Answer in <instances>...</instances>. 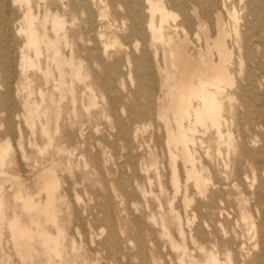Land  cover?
<instances>
[{
	"label": "bare ground",
	"instance_id": "bare-ground-1",
	"mask_svg": "<svg viewBox=\"0 0 264 264\" xmlns=\"http://www.w3.org/2000/svg\"><path fill=\"white\" fill-rule=\"evenodd\" d=\"M15 1L25 5L14 33L23 37L19 62L24 72L27 68H35L34 58L39 60L43 56L44 59L43 67H39L40 61L37 62V70L43 74L42 88L47 92L46 95L41 90L39 92L45 105L44 124L40 125L41 134L48 136V109L55 119L64 109L67 119L73 120L70 121V126L78 125L80 128V119L76 115L75 107L80 94V81L85 91L83 94L87 93V111L93 106L92 85L100 83L97 74L92 70L93 66L96 62L105 61L104 57L111 41L118 43L119 47L132 45L135 49L141 43L143 50L140 57L145 67L138 69V86L134 95L141 96L144 105L136 100L134 106L111 102L106 111L99 112V115L107 113L113 118L110 125L113 147L123 143L118 154L126 163L121 169L130 168L132 172L126 177V181H119L118 186L127 197L143 198L148 190L142 173L147 172V168L157 173V166L163 164L164 169L168 171L167 184L164 187L158 181V188L160 191L170 190L172 201L179 196L185 214L193 199L190 190L195 191L198 200L191 213L192 219L197 217L198 207L214 208V198L207 196L209 188L218 199L231 196L226 191V187L230 185L240 189L241 197L235 199L236 215L240 224L235 223V227L245 232L247 240L253 242L251 250L245 247L244 241H237L234 236L226 239L227 232L219 224L221 231L214 234L212 239H198L197 234L189 232L187 238L190 244L201 253V260L191 258L190 262L264 264V142L261 145L248 143L244 131L253 113L257 119L256 124L264 131V79L261 80L262 77L257 75V71L263 69L259 59L264 55V1L254 0L257 6L241 18L239 11L243 10L245 0H168L167 3L179 5L180 22L172 25L168 20L172 18L175 21L176 16L173 17L167 10L164 0L127 1L118 5V10H114L112 15L106 12L109 6L107 0H90L86 4L88 11L81 9L80 12L71 7L66 9V6L58 1L56 8L49 4L44 7L42 13L33 12L32 0ZM186 2L187 10L183 8V3ZM91 9L96 10L92 12ZM85 14L88 18H83ZM250 17L254 18L253 21L249 20ZM83 34L91 35L88 40L97 48L85 49ZM0 37L7 46L1 66L4 73L9 75L5 77L6 89L0 94V101L5 107H15L11 96L14 91L10 85V76L14 73V38L5 32H0ZM120 39L124 41L123 44L119 43ZM69 41L73 47H68L65 52ZM150 48H155L152 58L148 55ZM157 48L160 49L159 52ZM149 57L153 66L148 61ZM125 59L129 64L128 55ZM102 68L105 72L110 71L108 66L104 65ZM90 73L93 82L87 83L85 78L89 77ZM23 75L25 76V73ZM235 75L239 80L237 93L243 108L239 147L233 141L230 131L232 121H228L224 111V101L232 98L227 90L233 87ZM105 87L111 90L110 83ZM259 88L263 90L259 91ZM18 89L15 86L16 96ZM67 98L69 108L60 104ZM145 109L147 111H144ZM147 112L152 116L151 119H146ZM36 113V110L32 111V116L35 117ZM151 120L157 123L154 131L157 135H162V141L157 138L152 146H146L147 153L143 157L140 155L143 145L138 141V135ZM7 123L10 131L14 133L10 114L7 115ZM72 133L68 130L63 133L62 138L71 140ZM79 134L80 130L77 131V136ZM255 135L258 136V133ZM74 142L76 147L79 146V137ZM198 147L205 149L204 161L198 155ZM8 148V142L0 144L1 166L2 152ZM212 148L215 157L209 153ZM232 156H235V162L231 161ZM218 161L222 172L218 171ZM212 175H216V178L208 187L209 177ZM231 177L233 185L228 183ZM248 179L250 181L246 184ZM38 181L46 192L44 205L35 204L30 197H26L23 207L28 211L33 210L37 216H43L46 222L55 224L52 206L58 181L53 169H45L38 176ZM204 201L207 203L204 204ZM104 207L108 208V205ZM169 214L177 223L178 234L181 236L183 231L180 216L174 214L171 208ZM219 214L221 216L222 213ZM225 216L230 215L225 211ZM207 218L208 216H204L205 220ZM0 220L3 222L1 200ZM153 223L157 225L155 221ZM159 225L162 235L169 240L171 235L167 231L165 221L162 220ZM9 226L16 236H24L27 232L19 226L16 219L11 220ZM38 235L42 239L41 245L47 256L58 254V228L55 237L40 228ZM137 238L140 248L143 249L144 243L139 235ZM149 241L153 248L158 250L157 239L150 238ZM108 244L102 246L108 249L110 257H115L118 242ZM169 245L171 248H180L184 253L186 251L184 243L179 247L169 240ZM252 253L251 260L246 261ZM177 264L185 262L180 259Z\"/></svg>",
	"mask_w": 264,
	"mask_h": 264
},
{
	"label": "rangeland",
	"instance_id": "rangeland-1",
	"mask_svg": "<svg viewBox=\"0 0 264 264\" xmlns=\"http://www.w3.org/2000/svg\"><path fill=\"white\" fill-rule=\"evenodd\" d=\"M58 1L66 6V9L71 7L78 12L81 9L88 11L86 4L90 2V0H32V10L34 13L37 11L42 13L44 7L49 4H53V8H56ZM107 1L109 6L106 12L112 15L114 10H118V5L138 0ZM164 1L167 10L173 17L176 16L175 21L172 18L168 20L169 24H178L181 19L178 16L179 5L167 3L168 0ZM256 6L257 2L254 0H245V6L242 11H239V16L244 18L248 11ZM183 8L188 9L187 2L183 3ZM24 9L25 5L15 0H0V32L13 36L15 43L14 73L10 76V85L14 91L11 96L15 101V107L13 105L5 107L0 101V144L5 141L9 143V148L2 152L3 165H0V192L2 193H0V200L3 216V222L0 220V264H118V262L119 264H177L180 259L185 264H191V258L201 260V253L190 244L187 238L189 232L197 234L198 239H212L214 234H219L221 231L219 224L227 232L226 239L234 236L235 240L244 241L245 247L251 250L253 242L247 240L245 232L235 227V223L240 224L235 204V199L241 197L240 189L237 190L230 185L231 187H226V191L231 196L218 199L214 196V191L209 188L207 196L214 198V208L198 207L197 217L192 219L191 213L196 208L198 200L195 191L190 190L193 199L185 214L179 202V196L172 201L170 190L160 191L158 188V181L164 187L167 184L168 171L164 169L163 164L157 166V173L151 168H147L148 171L142 173L148 190L143 198L127 197L118 186V182L126 181V177L132 172L130 168L121 169V166L126 163L125 159L118 154L121 152L123 143L120 142L113 147V138L110 136L113 118L105 112L104 115H99V112L106 111L111 102L134 106L136 100L137 103L144 105L143 98L137 94L134 95L138 86L136 81L138 69L145 67L140 57L143 50L141 43L135 49L132 45L119 47L118 43L111 41L104 57L105 61L96 62L93 66L92 70L97 74L100 83L92 85L93 106L87 111L85 110L87 93L83 94L85 91L80 81V94L75 104L80 128L78 125L70 126V121L73 120L67 119L64 109L57 119L48 109L47 113L50 115L47 125L48 136L41 134L40 125L44 124L45 105L41 101L39 92L41 90L44 95L47 92L44 91V87L42 88L43 74L37 70V62L40 61L38 65L43 67L44 59L43 56L39 60L34 58L36 69L30 67L24 72L19 62V50L23 37L14 35ZM91 10L95 12L96 9ZM84 17L88 18V15L85 14ZM253 19V17L249 18L250 21ZM126 24L129 25L128 20ZM82 38L85 49L97 48L92 41L88 40L91 35L83 34ZM71 43V41L68 42L65 52L68 47H73ZM119 43L123 44L124 41L120 39ZM6 47L0 37V94L5 91V77L9 76L4 73L1 66V60L6 55ZM154 50L155 48L148 50L151 58ZM157 51L159 52L160 49L157 48ZM126 55L129 57V64L125 59ZM150 57L148 61L153 66ZM259 61L263 69L258 70L257 75L263 80L264 55ZM104 65L110 68L109 72L104 71L102 68ZM91 81L93 82V78L90 73L89 77L85 78V82ZM108 83L111 84V90L105 87ZM238 84V76L235 75L233 87L227 90L232 98L224 101V111L228 121H232L230 131L237 147L241 144L240 124L241 113H243L237 93ZM15 86L19 88L17 96ZM262 90L263 88H259V91ZM60 104L70 107L68 98L63 99ZM35 110L37 113L33 117L32 111ZM9 114L12 116L14 133L10 131L7 123ZM148 118L151 119L152 116L148 114L146 119ZM256 120L253 113L244 131L248 143L261 145L264 142V131L256 124ZM147 123L146 128L138 135V141L143 145L140 152L143 157L147 153L146 146H152L157 138L160 142L162 141V135H157L154 131L157 123L152 120ZM33 124L34 127L31 128ZM68 130L73 132L71 140L62 138L63 133ZM78 130H80L79 136H77ZM256 132L258 136L255 135ZM77 137H79L80 145L76 147L74 140ZM197 149L198 155L204 161L205 149L199 147ZM209 153L215 157L213 148ZM235 160V156H232L231 161L235 162ZM217 164L218 171L222 172L220 161ZM47 168L53 169L58 181L55 202L52 206L56 218L55 224L46 222L43 216H37L33 210L28 211L23 207L26 197H30L35 204L44 205L46 192L42 189L38 176ZM215 178L216 175L209 177L208 187ZM232 181L231 177L228 183L233 185ZM249 181V179L246 180V184ZM206 203L207 201H204V204ZM106 204L108 208L104 207ZM169 208L173 209L174 214L180 216L183 231L181 236L178 234L177 223L169 214ZM225 211L229 213V217L225 216ZM219 213H222L221 216ZM204 216L208 218L205 220ZM13 219L17 220L21 228L27 230L24 236H16L12 233L9 222ZM162 220L165 221L167 231L171 235L169 240L179 247H182L184 243L185 253L180 248H171L168 238L161 233L159 224ZM33 221L38 224L36 225ZM154 221L157 225H154ZM39 228L53 237L57 236V228L60 230L58 254H52L53 256L45 254L41 245L42 239L38 235ZM230 228L233 230L231 231ZM137 235L144 243L143 249L138 244ZM150 238L157 239L158 250L153 248ZM114 241L118 242V248L115 257H110L108 249L102 244L114 243ZM252 255L253 253L247 257L246 261H250Z\"/></svg>",
	"mask_w": 264,
	"mask_h": 264
}]
</instances>
